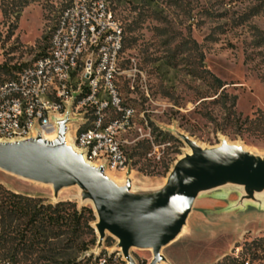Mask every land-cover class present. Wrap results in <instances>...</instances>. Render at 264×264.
<instances>
[{
  "label": "rangeland",
  "instance_id": "obj_1",
  "mask_svg": "<svg viewBox=\"0 0 264 264\" xmlns=\"http://www.w3.org/2000/svg\"><path fill=\"white\" fill-rule=\"evenodd\" d=\"M68 1L0 0V84L45 54ZM111 7L124 31L123 68L135 71L119 82L120 94L135 115L121 138L129 162L108 176L127 190L133 184L134 197L155 199L194 147L232 144L264 161V0H111ZM67 123L73 128L78 121ZM0 188L43 205L90 209L96 240L79 253L64 237L59 243L35 236L25 231V219L3 223L0 214V264H264V252L249 249L264 235V207L260 213L249 207L252 188L208 182L160 261L153 249H125L100 228L84 203L87 193L75 185L52 187L0 169Z\"/></svg>",
  "mask_w": 264,
  "mask_h": 264
},
{
  "label": "built area",
  "instance_id": "obj_2",
  "mask_svg": "<svg viewBox=\"0 0 264 264\" xmlns=\"http://www.w3.org/2000/svg\"><path fill=\"white\" fill-rule=\"evenodd\" d=\"M123 36L111 0H69L45 54L0 84V141L52 135L56 143L64 130L65 143L87 162L125 169L121 138L135 111L124 105L119 82L135 71L123 68ZM72 118L78 121L73 128L67 123Z\"/></svg>",
  "mask_w": 264,
  "mask_h": 264
},
{
  "label": "water",
  "instance_id": "obj_3",
  "mask_svg": "<svg viewBox=\"0 0 264 264\" xmlns=\"http://www.w3.org/2000/svg\"><path fill=\"white\" fill-rule=\"evenodd\" d=\"M64 133L53 144L42 139L0 143V169L54 187L80 186L98 210L100 228L118 237L125 249H153L158 261L159 250L177 236L208 182L221 180L256 192L264 189V161L222 145L204 151L192 148L193 155L170 173L161 197L137 198L126 187L110 183L102 169L86 166L81 155L67 148Z\"/></svg>",
  "mask_w": 264,
  "mask_h": 264
},
{
  "label": "trees",
  "instance_id": "obj_4",
  "mask_svg": "<svg viewBox=\"0 0 264 264\" xmlns=\"http://www.w3.org/2000/svg\"><path fill=\"white\" fill-rule=\"evenodd\" d=\"M214 82L218 84L219 89L223 87L218 79H214ZM0 214L3 223L5 219H25V231H30L35 236L48 234L51 239L57 240L59 243L64 237L67 239V243L77 249L79 253L86 252L89 246L95 245V235L90 224L94 220L91 210L86 207L78 209L72 202L43 205L39 200L27 199L0 188ZM7 228H11L10 222ZM83 237L89 239L84 241ZM249 249L254 252H264V235L253 241L249 245Z\"/></svg>",
  "mask_w": 264,
  "mask_h": 264
},
{
  "label": "bare ground",
  "instance_id": "obj_5",
  "mask_svg": "<svg viewBox=\"0 0 264 264\" xmlns=\"http://www.w3.org/2000/svg\"><path fill=\"white\" fill-rule=\"evenodd\" d=\"M41 139H42L44 142L48 143V144H53V143H55V137L52 136V135L44 136V137L41 138ZM0 143H1V142H0ZM6 143H7V144H15L16 142H15V141H7ZM225 145L230 146V147H235V148L239 149L240 151H242L244 154L250 156V155H249L250 152L248 153L245 149L240 148L239 146L232 145V144H225ZM67 148L70 149L71 152H72L74 155H79V151H78L74 146H72L71 144L67 143ZM200 150L204 151L203 149H200ZM192 155H193V151H192V150H189V152H188L187 154H185L181 159H179V161L183 160L184 158L191 157ZM259 160L263 161V159H259ZM82 161H83V163H84L86 166H88V167H90V168H92V169H94V170L98 169V167H97L94 163H89V162H87V161L84 160V159H82ZM107 173H111V171L106 170V171L103 172L104 177H105L110 183H112V184H113L114 186H116L117 188H123V187H125V183H123L122 185L119 184V183H117L116 181H114L113 179H111V178L108 176ZM112 173H113V172H112ZM169 175H170V174H169ZM169 175H168V177L165 179L164 184H163V185H162V186L156 191L155 199H158L159 197H161V195H162V193H163V191H164V189H165V187H166V184H167V181H168ZM18 177H19L20 179H23V180H28V179H26V178H24V177H21V176H18ZM49 185L52 186L51 184H49ZM76 186L79 188L80 191L83 190V191H85V193L88 194V191H86L85 189L81 188V187L78 186V185H76ZM52 187H53V186H52ZM132 188H133V184L130 185V188H129V190H128V194H129V195H133V194H132ZM202 192H203V189H201V190L198 192L197 196H199ZM260 193H261V192H256V194H255V196H254V197H255V201H254V200H251L252 203L254 204V206H251V205L249 206V207L253 208V209L256 211V213H260L261 208L264 207V200H262V199L260 198ZM80 200H81V199H80ZM256 201H257V202H256ZM84 203L89 204V205L91 206V208L93 209V211L96 213L97 217L99 218L98 210H97V208H96L94 202L92 201V199H90V198H86V199H84ZM243 212H244V210H241L240 213H243ZM184 226H185V224L182 226L181 230L179 231V233L177 234V236H176L174 239H176V238L182 233V230H183ZM161 249H162V248H161ZM161 249L159 250V253H160Z\"/></svg>",
  "mask_w": 264,
  "mask_h": 264
}]
</instances>
